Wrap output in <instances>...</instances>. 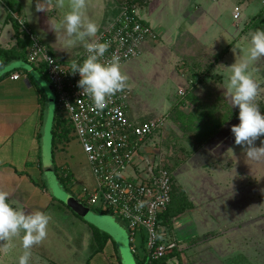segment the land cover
<instances>
[{
  "label": "rangeland",
  "instance_id": "obj_1",
  "mask_svg": "<svg viewBox=\"0 0 264 264\" xmlns=\"http://www.w3.org/2000/svg\"><path fill=\"white\" fill-rule=\"evenodd\" d=\"M125 1L86 0L85 13L98 25V33L117 17L120 3ZM29 3L35 4L36 0H28ZM26 7L24 26L29 27L49 50L60 49L61 57L69 55L70 60H76L84 49L63 48L59 37L56 39V34L47 26L45 16ZM135 7L137 17L149 22L156 37L147 42V49L141 51L137 60H131L132 68L125 81L131 91L130 113L141 117L139 121L166 114L171 103H185L190 91V97L204 105L198 115L203 121L198 122L199 130L194 131L201 133L212 123L219 122L221 115L226 117L237 110L231 108L224 92L229 70L221 65L228 67L238 53L240 56L245 54L248 36L255 30L245 29V26L264 7V1L149 0L148 4H135ZM60 12L57 9L55 17L58 18ZM51 13L47 16L53 17ZM25 30L29 40L30 37L37 39ZM228 44L231 45L228 52L221 60H216V55ZM5 67H1L0 72ZM251 74L259 86L256 102L264 114V58L255 62ZM196 80L201 81L197 84ZM179 91H184L185 95L180 96ZM191 103L187 106L189 110L196 106ZM233 120V125L238 123L237 118ZM184 138L180 133H155L142 145L143 148L141 146L140 156H147L154 165L170 173L172 183L176 186V182L194 205L193 209L173 220L171 229L164 228L167 238L181 247L168 264H264V157L249 159L242 146L233 143L229 145L230 150L226 147L227 139L223 138L224 141L214 147L217 149L212 153L214 162L197 161L195 166L191 158L199 157V152L193 150L197 147V139ZM262 140L258 137L254 146L260 147ZM51 142L50 127H41L30 154L32 163L28 175L43 190H38V199L45 203L47 196L53 198V203H48L42 211L50 220L45 238L31 249L29 264H136L141 252L134 255L129 250L127 232L126 240L118 239L116 247L108 244L98 249L92 238V228L86 226L88 223L101 227V232L114 239V228L108 223L114 221L120 225L119 218L95 209L80 218L66 206L72 199L81 200L92 191L95 180L72 132L66 139L55 142L54 149ZM220 148H227L224 156L220 155ZM37 159L38 163H35ZM229 162L233 164V172L227 181L228 171L221 164L229 165ZM214 164L226 173L218 175ZM64 173H70V180L65 183L61 181ZM205 182L214 188L206 186ZM17 208L26 214L39 210L29 202L21 203ZM3 244L7 251L0 250V264H17L24 251L19 237L0 241V246Z\"/></svg>",
  "mask_w": 264,
  "mask_h": 264
},
{
  "label": "built area",
  "instance_id": "obj_2",
  "mask_svg": "<svg viewBox=\"0 0 264 264\" xmlns=\"http://www.w3.org/2000/svg\"><path fill=\"white\" fill-rule=\"evenodd\" d=\"M135 8L126 1L120 3L117 17L94 38L108 43L105 58L116 55L121 66L138 57L142 46L155 38L150 26L137 17ZM17 21L23 28V21ZM30 42L26 59L43 72L54 90L56 108L71 126L95 180L93 190L76 200L89 209L119 218L128 233L129 250L134 255L141 252L136 258L139 262L168 264L174 257L167 256L181 249L159 225V215L170 203V174L145 155L140 156L141 146L163 126L165 116L143 123L130 119L131 91L126 86L107 98L103 108H97L81 94L79 76L69 72L71 63L59 62L38 39L30 37ZM84 55L83 50L76 61ZM18 78L17 73L10 75L11 80ZM179 95L183 96L184 91ZM136 157L143 166L132 163Z\"/></svg>",
  "mask_w": 264,
  "mask_h": 264
},
{
  "label": "crops",
  "instance_id": "obj_3",
  "mask_svg": "<svg viewBox=\"0 0 264 264\" xmlns=\"http://www.w3.org/2000/svg\"><path fill=\"white\" fill-rule=\"evenodd\" d=\"M14 1H15V5H14L15 10L14 13H11V16L16 21L17 19H21L23 21L22 23H24L23 27L35 35V33L32 30H30L29 27L28 29L27 27L24 26L25 25L24 10L27 8L26 6L32 7L35 10V6L33 7V5L35 4L33 3L27 4L28 0H14ZM146 1H147L146 3L148 4L149 0ZM47 13H51L52 16H55L54 14L56 13V10H52L46 13L38 12L39 16L41 17L45 16L44 18H46V22L48 26ZM6 16H7L6 9L0 3V48L8 50L15 46V39L13 37L14 32L11 27V24L9 22H6ZM143 22L146 23V25L150 26V28H152L151 25H149V22H147L144 19ZM20 28L25 33L26 30L23 29L21 26ZM152 31L155 34L154 28H152ZM36 37L38 40L40 39L38 36ZM148 44L149 43H145L142 46L141 51L147 49ZM27 49H26V55H27ZM50 51H51L50 53H52L59 62L68 64L70 61H72L70 60L71 56L69 55L62 56V57H66V59L62 58L60 56V54L62 53L60 49L56 50L54 48L53 50L50 49ZM140 54L138 57H136V60L141 56ZM132 62L133 61H129L125 65L121 66L122 73H124L125 76H127L128 73H130L131 70L130 68H132V65L130 64ZM1 67H5L6 69L0 72V77H1L0 79V191H6L9 194L8 200L13 207H17V205L20 207L21 203L29 202L31 205H33V207H37L39 208V210L44 211L46 210L48 203H53V201H51V199L53 198H49L46 195H41L46 197H44L45 203L40 202L37 195L39 194V191H43V190H41L40 185L38 187L32 181V178L31 176L28 175V173L30 169L29 167L32 163V161L30 160L32 159V156H30V154L36 143V139L40 133V128L48 126L50 127V133H51L53 120L56 115H60V113L56 108L55 93L51 85L49 84L47 78H45L43 72L39 68L28 63L27 59L24 61L21 59H16L6 63ZM14 73H17L19 75V78L17 80L10 79V75ZM125 86L128 88L126 84ZM189 94H191L190 91H188V96H186L188 100H185V103L184 101H180V103L179 101H176L175 103L173 102L171 103V106L167 108L166 114L164 113L162 115H158L151 118V119H155L161 116H165V122L163 126L155 133H180L182 134L183 138L188 137V139L191 138L192 139L195 138V140L197 139L196 140L197 147L193 150L199 152V157L198 159L197 157L195 159L194 153H196V151L192 153V155L194 154L193 155L194 159L191 158V160H193L194 165L196 166L197 161L212 163L214 162L213 161L214 156H212V153H214V151L217 150L214 147L216 144L218 145L221 142V140L224 141L223 138L227 139L226 143L228 144V146L226 147L231 150L232 147L229 145L230 144L232 145L234 143V138L230 132V128L231 126H233L232 123L235 120L230 119L224 122L221 125V127L217 130V132H215L207 140H203V141L200 140L201 139L200 135H202L201 133H207V131L203 132L202 130L201 133H194V131L196 130V128L197 131L199 130V128L197 127L199 126L198 122L203 121L200 119V117L198 118V115L201 109H203L204 105L198 102L199 100L191 98L190 97L191 95ZM191 102H194L196 106L195 109L189 110L187 106L192 105ZM44 112H45V117H44ZM128 116L130 119L138 123H143L147 120H150L148 118L139 121V118L141 117L139 116L136 117L132 115L130 113V109H128ZM223 118H224V114L220 116V121ZM47 120L49 122H46ZM164 129H166L167 131L165 132ZM216 137L217 139L215 140ZM228 137L230 140H228ZM203 138L204 136L202 137V139ZM148 140H146L144 144L147 143ZM227 148H220V151L222 150L220 152V155L223 154L224 156V154L227 153ZM188 159L190 160V158ZM37 161L38 159L35 161V163H38ZM132 163H140L139 166H143V163L139 162V158L137 157L133 158ZM217 165L214 164L213 167H216L218 169V173H219L218 175L222 176V174L226 173L225 170L222 169L223 166L229 172V173L227 172L225 175V178L228 177L227 181H229L232 178V172H233L231 171L233 169L232 162H229V165L221 164L222 167H219V165L218 166ZM37 168H38L37 176H39L40 172H39L38 164H37ZM64 174L70 175V173H64ZM197 182H199V179ZM175 184L176 186H178L176 182ZM197 184L199 186V183ZM205 185L214 188L211 184L207 182H205ZM210 194L212 195V193ZM187 199L189 200L188 197ZM189 201L193 205V202L191 200ZM71 213L73 212L71 211ZM110 223H108L109 227L114 228V239L106 235L108 240L105 242L103 247H105L108 244H111L113 247H116L117 246L116 243L118 239L126 240L127 230L124 227V224L121 223L122 225L121 224L118 225L115 224L114 221L113 222L111 221ZM86 226H89L92 229H96L99 232H101L102 230L101 227H94L88 223H86Z\"/></svg>",
  "mask_w": 264,
  "mask_h": 264
},
{
  "label": "clouds",
  "instance_id": "obj_4",
  "mask_svg": "<svg viewBox=\"0 0 264 264\" xmlns=\"http://www.w3.org/2000/svg\"><path fill=\"white\" fill-rule=\"evenodd\" d=\"M57 9L61 10L58 18L48 17L49 28L56 39L59 37L63 48L82 47L85 53L82 60L71 62L69 72L79 76L77 87L81 94L88 96L97 108H103L107 98L125 87L126 76L121 71L120 59L116 55L105 58L108 43L94 39L98 25L85 13L86 0H36V12ZM44 53V59L48 60ZM260 58H264V29L258 28L249 34L245 54L238 53L228 67L221 65L229 70L224 92L231 108L237 109L238 123L230 128L234 144L242 146L244 155L253 160L264 157V140L260 147L254 146L256 139L264 136V114L256 102L259 86L251 74L252 66ZM8 195L0 191V241L19 237L24 251L17 264H29L31 249L45 238L50 217L39 210L26 214L12 206ZM0 250L7 251V247L3 244Z\"/></svg>",
  "mask_w": 264,
  "mask_h": 264
},
{
  "label": "trees",
  "instance_id": "obj_5",
  "mask_svg": "<svg viewBox=\"0 0 264 264\" xmlns=\"http://www.w3.org/2000/svg\"><path fill=\"white\" fill-rule=\"evenodd\" d=\"M264 1V0H263ZM0 3L5 7L7 16L6 22L11 24L13 29V37L15 39V46L10 49H2L0 48V67L5 65L8 62H11L16 59L26 60V49L30 46L31 42L28 36L24 33V31L20 28L18 22L11 16V13H14V0H0ZM126 3L131 7L137 5L145 4V0H126ZM264 7L259 10L254 16L249 19V23L245 26V29H263L264 27ZM230 44L226 45V47L217 54L215 59L221 60V58L228 52L230 49ZM45 76V75H44ZM3 77V76H2ZM46 78V77H45ZM1 79V77H0ZM201 80H196L197 84H199ZM233 118H237V110H233L231 114L226 115L221 121L212 123V126L207 127V133H202L204 135L203 140H207L210 136H212L217 130L221 127V125ZM72 132L71 126L68 124L67 120L61 115H56L53 120L52 126V148L55 147V142L60 141L61 139H66L67 136ZM264 139V136H260ZM170 174V173H169ZM70 177L68 174H61V181L63 183L68 182ZM171 181V192H170V203L167 208L159 215L160 223L159 225L166 229H171V224L173 219L182 215L185 211L192 209V203L187 199L182 189L175 186L173 182V178L170 175ZM70 210V209H69ZM71 211V210H70ZM92 238L94 243L97 245L98 249H101L102 246L107 241V236L96 229H92ZM176 251L169 254L167 257L175 256ZM136 264H142L136 259Z\"/></svg>",
  "mask_w": 264,
  "mask_h": 264
},
{
  "label": "water",
  "instance_id": "obj_6",
  "mask_svg": "<svg viewBox=\"0 0 264 264\" xmlns=\"http://www.w3.org/2000/svg\"><path fill=\"white\" fill-rule=\"evenodd\" d=\"M66 206L80 218H84L90 211L88 207L82 205L76 199H72V202Z\"/></svg>",
  "mask_w": 264,
  "mask_h": 264
}]
</instances>
